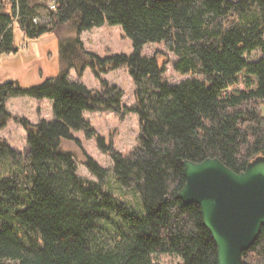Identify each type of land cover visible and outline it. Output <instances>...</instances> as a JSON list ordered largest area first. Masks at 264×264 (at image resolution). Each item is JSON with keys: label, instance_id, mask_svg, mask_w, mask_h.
<instances>
[{"label": "trees", "instance_id": "trees-1", "mask_svg": "<svg viewBox=\"0 0 264 264\" xmlns=\"http://www.w3.org/2000/svg\"><path fill=\"white\" fill-rule=\"evenodd\" d=\"M15 23L28 38L119 25L133 51L100 57L76 35L61 42L55 77L28 88L0 81V128L12 117L5 102L13 96L49 98L54 116L15 118L27 133L24 152L0 141V261L160 264L151 255L168 253L180 264H216L200 207L176 197L185 181L181 162L215 156L239 172L264 154V0H0V55L18 49ZM149 43H161L174 55V73L189 77L169 82L157 54L143 53ZM122 65L134 82L135 102L126 109L138 114L137 144L126 153L101 137L97 144L112 159L114 180L138 194L136 209L105 189L107 170L93 158L86 166L98 181L79 176L60 147L73 131L93 135L84 110L122 111L121 89L104 81V92L90 89L69 80V69L90 66L100 75ZM239 78L244 88L228 92ZM240 264H264V225Z\"/></svg>", "mask_w": 264, "mask_h": 264}, {"label": "rangeland", "instance_id": "rangeland-1", "mask_svg": "<svg viewBox=\"0 0 264 264\" xmlns=\"http://www.w3.org/2000/svg\"><path fill=\"white\" fill-rule=\"evenodd\" d=\"M50 4L52 2H49ZM46 13V9H39V18L44 20ZM76 35L82 41L84 50L93 51L100 57L114 53L130 54L133 51L132 40L125 35L119 25L93 26L82 30L79 34L66 27L59 35L55 32H46L38 37L28 38L23 35L15 23L14 43L18 49L0 55V81L16 80L22 88H28L47 78L55 77L62 69L59 60L61 42ZM142 50L147 55L157 54L165 68L164 76L169 82L177 83L189 77V75L179 76L174 73L171 67L174 55L166 50L161 43L146 44ZM261 55L262 52L258 49L251 52L249 56L256 59ZM68 79L99 92L105 91L103 81L122 90V111L120 113L104 109L84 110L83 118L90 123L94 130L93 135L87 136L83 130L73 131V138L62 139L60 147L62 151L71 154L76 162L79 176L98 181V178L86 166L87 156L93 158L107 170L103 183L105 189L113 192L119 201L126 203L130 208H138V194L121 187L114 180L112 159L109 154L102 152L97 144V138L101 137L106 144H112L116 150L123 153L130 151L137 144V136L140 132L138 114L131 109H126L135 102L132 77L126 66L123 65L102 72L100 75H96L90 66H86L80 74L75 68H70ZM242 88L244 85L239 78V82L229 87L228 92ZM52 103V100L46 97L42 99L29 95L9 97L5 102V109L12 117L4 127L0 128V141L6 140L12 148L24 152L27 148V133L15 118L25 117L31 123H37L42 118L52 120L54 118ZM260 109L264 116L263 102H261ZM1 167H3L2 164ZM151 259L160 262V264L182 263V258L178 254L154 253L151 255ZM0 264L13 263L0 261Z\"/></svg>", "mask_w": 264, "mask_h": 264}, {"label": "water", "instance_id": "water-1", "mask_svg": "<svg viewBox=\"0 0 264 264\" xmlns=\"http://www.w3.org/2000/svg\"><path fill=\"white\" fill-rule=\"evenodd\" d=\"M185 181L176 197L200 207L216 247V264H240L264 225V154L236 172L218 157L181 162Z\"/></svg>", "mask_w": 264, "mask_h": 264}, {"label": "built area", "instance_id": "built-area-1", "mask_svg": "<svg viewBox=\"0 0 264 264\" xmlns=\"http://www.w3.org/2000/svg\"><path fill=\"white\" fill-rule=\"evenodd\" d=\"M50 6H51L52 8H54V4H50Z\"/></svg>", "mask_w": 264, "mask_h": 264}]
</instances>
